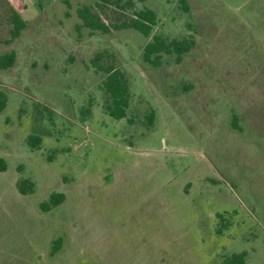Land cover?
Listing matches in <instances>:
<instances>
[{
    "label": "rangeland",
    "instance_id": "1",
    "mask_svg": "<svg viewBox=\"0 0 264 264\" xmlns=\"http://www.w3.org/2000/svg\"><path fill=\"white\" fill-rule=\"evenodd\" d=\"M23 1L0 0V54L15 52L0 67V264H226L242 251L264 264V0L102 7L115 23L150 7L148 35L77 28L78 7L99 0ZM13 9L26 25L10 38ZM155 33L195 42L153 64ZM98 51L129 80L123 117L103 109ZM52 192L64 199L41 209Z\"/></svg>",
    "mask_w": 264,
    "mask_h": 264
},
{
    "label": "trees",
    "instance_id": "2",
    "mask_svg": "<svg viewBox=\"0 0 264 264\" xmlns=\"http://www.w3.org/2000/svg\"><path fill=\"white\" fill-rule=\"evenodd\" d=\"M144 1V0H139ZM182 7L187 10L189 6L186 0H180ZM21 8H24L26 4L23 0H18ZM112 4L120 6H133V0H99L93 5H82L78 7L77 13L80 18V22L77 23V28L85 26L93 30H100L101 32H107L110 28L116 27H133L145 35H148L153 25L157 21L156 13L150 7L142 6L140 8H132V13L121 18L119 22H108L102 17L103 6ZM12 27L10 29V38L17 37L23 27L26 25V21L20 15L19 11L13 9L11 12ZM195 39L192 35L184 37H171L167 38L164 34L155 33L151 40L147 41L143 46V57L147 61L153 64H159L161 62V53L170 52L174 53L177 59H181L183 53L190 50L193 46ZM106 55L108 60H103V56ZM15 60V52L13 50L0 54V67H6L12 65ZM93 64L97 69L103 71L104 75L101 80V86L103 91V109L113 117L120 118L126 115L127 108L130 104L131 92L130 84L124 71L121 70L115 64L114 55L107 51H98L95 53ZM5 97L0 92V109L4 107ZM154 109L150 108L145 114L148 121L152 123L154 118ZM29 142L32 145H36L39 141L38 137L34 135L28 136ZM6 167L5 161L0 157V169ZM20 192L27 193L34 190V182L26 177L19 178L16 182ZM64 192H52L49 198L40 203V207L43 210L58 204L64 199ZM60 247V238L54 241L52 251L57 250ZM245 252L232 253L226 257V264H243Z\"/></svg>",
    "mask_w": 264,
    "mask_h": 264
}]
</instances>
